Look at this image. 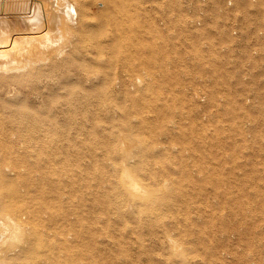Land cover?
<instances>
[{
	"label": "bare ground",
	"instance_id": "bare-ground-1",
	"mask_svg": "<svg viewBox=\"0 0 264 264\" xmlns=\"http://www.w3.org/2000/svg\"><path fill=\"white\" fill-rule=\"evenodd\" d=\"M251 5L264 37L263 0H223L224 10ZM144 10L142 0H0V264H138L143 254L195 264L186 238H146L206 236L176 212L193 178L166 157L192 130L176 129L142 74ZM237 20L231 34L243 40ZM256 43L248 52L264 55Z\"/></svg>",
	"mask_w": 264,
	"mask_h": 264
},
{
	"label": "rangeland",
	"instance_id": "rangeland-1",
	"mask_svg": "<svg viewBox=\"0 0 264 264\" xmlns=\"http://www.w3.org/2000/svg\"><path fill=\"white\" fill-rule=\"evenodd\" d=\"M142 1V74L153 95L174 108L176 129L192 130L191 137L175 141L178 153L166 157L193 178L184 184L193 194L176 212L194 225L191 233L206 236L194 243L185 231L165 229L146 238L149 243L158 236L163 242L166 233L186 238L195 264H264V55L248 52L250 38L264 52V37L252 30L262 25L252 5L224 10L223 0H179L166 8L169 0ZM241 17L243 40L231 34ZM210 176L217 180L202 181ZM203 250L210 261L197 256ZM144 257L137 263H153Z\"/></svg>",
	"mask_w": 264,
	"mask_h": 264
}]
</instances>
